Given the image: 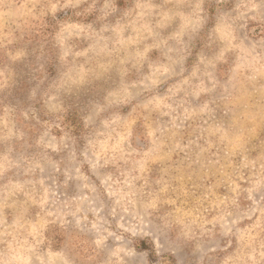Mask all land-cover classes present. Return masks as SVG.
I'll use <instances>...</instances> for the list:
<instances>
[{"label":"rangeland","instance_id":"1","mask_svg":"<svg viewBox=\"0 0 264 264\" xmlns=\"http://www.w3.org/2000/svg\"><path fill=\"white\" fill-rule=\"evenodd\" d=\"M0 264H264V0H0Z\"/></svg>","mask_w":264,"mask_h":264},{"label":"trees","instance_id":"2","mask_svg":"<svg viewBox=\"0 0 264 264\" xmlns=\"http://www.w3.org/2000/svg\"><path fill=\"white\" fill-rule=\"evenodd\" d=\"M65 118H66L65 123L69 122V127H72L75 130V132L80 134V132L84 129L83 121L81 120L80 116L77 113L71 111ZM143 243H146L145 240H143ZM149 247L150 246H143L141 249L146 250ZM153 254L154 252H152L151 255Z\"/></svg>","mask_w":264,"mask_h":264}]
</instances>
